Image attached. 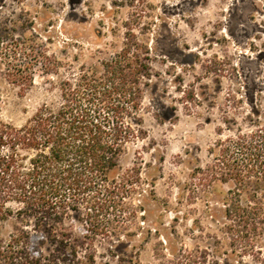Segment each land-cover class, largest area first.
Returning a JSON list of instances; mask_svg holds the SVG:
<instances>
[{
    "label": "rangeland",
    "instance_id": "rangeland-1",
    "mask_svg": "<svg viewBox=\"0 0 264 264\" xmlns=\"http://www.w3.org/2000/svg\"><path fill=\"white\" fill-rule=\"evenodd\" d=\"M179 3L181 11L169 10ZM8 34L19 53L2 43L0 120L20 126L41 105L60 106L70 88L84 99L87 83L121 87L113 101L135 133L116 171L125 215L111 217L126 259L112 264H160L162 249L205 264H264V219L252 230L229 215L222 199L235 183L211 177L222 171L221 150L264 123V0H0V35ZM8 59L31 73L26 90L8 76ZM241 202L264 218V189L251 184ZM20 220H0V238Z\"/></svg>",
    "mask_w": 264,
    "mask_h": 264
},
{
    "label": "trees",
    "instance_id": "trees-1",
    "mask_svg": "<svg viewBox=\"0 0 264 264\" xmlns=\"http://www.w3.org/2000/svg\"><path fill=\"white\" fill-rule=\"evenodd\" d=\"M4 41L9 44L6 51L16 56L18 39L0 35V52ZM8 61V76L26 90L31 73ZM94 85L87 83L90 91L84 99L70 88L60 106L45 103L20 126L0 120V220L14 215L21 219L8 238H0V264H112L111 259H126L117 252L125 244L122 232L112 231L111 217L120 223L125 215V192L116 182V171L123 147L135 132L125 122L129 112L113 101L112 93H121L118 83L104 82L101 90ZM122 85L126 95L139 99L138 89ZM231 150L236 155L228 158ZM221 151L217 162L222 171L211 177L235 183L222 201L229 215L245 218L253 230L264 218L259 211L249 213L241 196L251 184L264 189V123ZM250 199L257 206L263 203ZM72 211L81 233L67 222ZM115 237L119 244L108 248ZM159 254L160 264H205V256L187 250L180 256L164 249ZM104 257L108 261H99Z\"/></svg>",
    "mask_w": 264,
    "mask_h": 264
},
{
    "label": "flooded vegetation",
    "instance_id": "flooded-vegetation-1",
    "mask_svg": "<svg viewBox=\"0 0 264 264\" xmlns=\"http://www.w3.org/2000/svg\"><path fill=\"white\" fill-rule=\"evenodd\" d=\"M177 7H179L180 8V11H181V7L184 8V5H182L181 3H179V4H177V6L174 5L173 7H170L169 10L170 11H173V12L179 11V9ZM242 29H244V28H242ZM247 31H249V30L247 29Z\"/></svg>",
    "mask_w": 264,
    "mask_h": 264
}]
</instances>
